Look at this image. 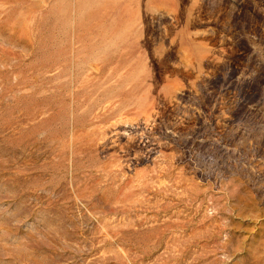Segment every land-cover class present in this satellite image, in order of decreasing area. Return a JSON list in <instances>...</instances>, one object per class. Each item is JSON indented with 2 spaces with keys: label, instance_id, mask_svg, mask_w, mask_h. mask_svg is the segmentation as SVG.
<instances>
[{
  "label": "rangeland",
  "instance_id": "obj_1",
  "mask_svg": "<svg viewBox=\"0 0 264 264\" xmlns=\"http://www.w3.org/2000/svg\"><path fill=\"white\" fill-rule=\"evenodd\" d=\"M0 264H264V0H0Z\"/></svg>",
  "mask_w": 264,
  "mask_h": 264
}]
</instances>
